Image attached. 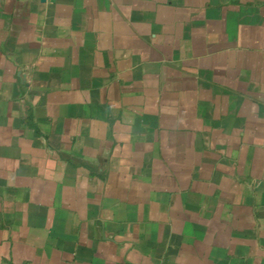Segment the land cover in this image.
Instances as JSON below:
<instances>
[{
	"label": "crops",
	"instance_id": "obj_1",
	"mask_svg": "<svg viewBox=\"0 0 264 264\" xmlns=\"http://www.w3.org/2000/svg\"><path fill=\"white\" fill-rule=\"evenodd\" d=\"M0 264H264V0H0Z\"/></svg>",
	"mask_w": 264,
	"mask_h": 264
}]
</instances>
